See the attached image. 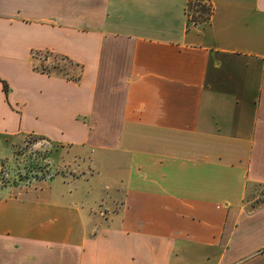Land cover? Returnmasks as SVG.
<instances>
[{
	"label": "crops",
	"instance_id": "1",
	"mask_svg": "<svg viewBox=\"0 0 264 264\" xmlns=\"http://www.w3.org/2000/svg\"><path fill=\"white\" fill-rule=\"evenodd\" d=\"M202 1L0 0V144L88 170L18 189L0 156V264H264V0Z\"/></svg>",
	"mask_w": 264,
	"mask_h": 264
},
{
	"label": "rangeland",
	"instance_id": "2",
	"mask_svg": "<svg viewBox=\"0 0 264 264\" xmlns=\"http://www.w3.org/2000/svg\"><path fill=\"white\" fill-rule=\"evenodd\" d=\"M193 15V12H190ZM34 63L37 66L43 64H56L57 60L47 53L35 55ZM61 67L68 69L71 66L64 60L60 61ZM65 68V70H66ZM12 150L7 145L0 144V156L9 157L5 160L2 171V184L16 188H28L39 185L40 183L49 184L58 176L70 174L80 190L88 187V170L76 172L72 171L70 165L65 164L76 159L74 149H60L51 141L43 137L28 135L20 143L13 142ZM61 151V152H60ZM83 178V179H81ZM69 182H72L69 180ZM103 189L99 192L103 198L111 194V189ZM109 186V185H107ZM103 208V207H102ZM107 211V210H106Z\"/></svg>",
	"mask_w": 264,
	"mask_h": 264
},
{
	"label": "trees",
	"instance_id": "3",
	"mask_svg": "<svg viewBox=\"0 0 264 264\" xmlns=\"http://www.w3.org/2000/svg\"><path fill=\"white\" fill-rule=\"evenodd\" d=\"M190 11L193 12L192 15V20L196 22H207L209 20L210 14H211V8L203 3L201 0H192V2L189 5ZM40 54V53H32V60L34 64V69L37 72H40L42 74H47V75H56V76H61L63 75L62 73H65L67 68L64 66L61 67L60 61L64 60L68 63L69 66H73V63L66 60L65 58L62 57H57L53 56L54 60H57L56 64H49V65H41L40 67L35 65L34 63V58L35 55ZM48 54V53H47ZM66 68V70H65ZM77 80V78L75 79ZM5 91H7L6 85H4Z\"/></svg>",
	"mask_w": 264,
	"mask_h": 264
},
{
	"label": "built area",
	"instance_id": "4",
	"mask_svg": "<svg viewBox=\"0 0 264 264\" xmlns=\"http://www.w3.org/2000/svg\"><path fill=\"white\" fill-rule=\"evenodd\" d=\"M202 1V0H201ZM263 193H264V188H263Z\"/></svg>",
	"mask_w": 264,
	"mask_h": 264
}]
</instances>
